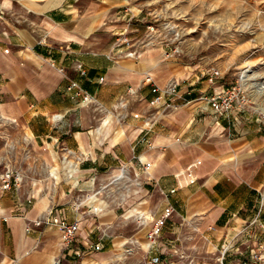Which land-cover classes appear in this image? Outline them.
<instances>
[{
  "label": "crops",
  "instance_id": "obj_1",
  "mask_svg": "<svg viewBox=\"0 0 264 264\" xmlns=\"http://www.w3.org/2000/svg\"><path fill=\"white\" fill-rule=\"evenodd\" d=\"M19 1L0 0V115L25 125L52 155L89 153L78 160L90 178L112 165L113 177L121 167L144 175L146 190L159 199L153 217L173 208L162 221L167 236L156 245L164 264L180 261L171 232L187 228L198 231L209 264L249 259L264 243V120L258 108L219 113L206 102H185L220 88L196 78L178 83L174 106L151 104L145 77L162 87L169 76L159 77L155 63L110 55L107 41L127 28L123 15L113 13L114 0H59L39 24L34 16L15 25L10 15ZM72 81L77 86L68 89ZM146 123L152 125L151 146L137 143ZM32 198L18 186L0 194V264H114L122 258L113 254L112 239L91 231L78 233L82 257L65 256L59 227L31 220L53 208L67 219L80 217L81 227L80 210L37 200V193ZM88 211L93 222H102L103 212ZM134 213L144 214L138 205L127 211ZM97 241L103 243L98 251ZM144 245L148 254L147 240Z\"/></svg>",
  "mask_w": 264,
  "mask_h": 264
},
{
  "label": "rangeland",
  "instance_id": "obj_2",
  "mask_svg": "<svg viewBox=\"0 0 264 264\" xmlns=\"http://www.w3.org/2000/svg\"><path fill=\"white\" fill-rule=\"evenodd\" d=\"M58 1L20 0L10 15L11 22L18 25L37 16L39 24L44 12L59 5ZM87 1L107 4L108 0ZM114 3L113 13L123 15L119 20L127 21V37L137 49L132 61L155 63L159 77L169 76L162 86L196 78L212 81L220 90L240 82L248 98L246 107L264 112V0H114ZM119 33L107 41L108 51L115 58L128 51L127 45L118 39ZM88 155L87 152L52 155L25 125L0 115V174L10 170L21 176L9 189L18 186L33 198L37 193V200L77 207L82 221L79 234L91 231L90 234L112 239L113 254L123 255L114 264H143L148 258L145 234L155 219L153 211L159 199L146 190L141 173L126 170L127 178L115 180L112 175L116 166L112 165L92 178L82 174L78 159ZM6 190L0 187V194ZM134 205L144 214H127ZM88 209L103 212L102 222H93ZM171 233L176 237L174 248L180 258L176 263L204 264L209 251L199 240L196 229ZM164 234L167 236L163 229L161 239ZM124 240L123 244H117Z\"/></svg>",
  "mask_w": 264,
  "mask_h": 264
},
{
  "label": "built area",
  "instance_id": "obj_3",
  "mask_svg": "<svg viewBox=\"0 0 264 264\" xmlns=\"http://www.w3.org/2000/svg\"><path fill=\"white\" fill-rule=\"evenodd\" d=\"M126 31L127 29H123L122 31H120V36L118 39H121V43L127 45L128 51L126 52V55L135 57L137 54V49L133 47V43H131L130 39H128ZM81 73H84V70H81ZM99 80H102V76L99 78ZM145 80L148 83H151V104L159 105L162 108H169L175 105L174 97L176 95L178 86V83H175L176 81L170 82L165 86L160 87L159 85L153 83L149 75L145 77ZM75 86H77L76 81H72L71 83H69L67 88L71 89ZM82 99L89 100V97L84 94ZM190 101L206 102L210 105L211 108L214 109V111L219 113H227L236 106L246 107V105L248 104L246 90L243 84L240 82L231 84L228 87L214 92H201L196 97L186 100L185 102ZM259 117L264 120V112L260 113ZM151 130L152 125L150 123H146L137 139V143L151 146ZM136 159L138 162H141V158L139 155L136 156ZM149 165V162H145L144 169H146ZM20 180L21 176L19 175V173L14 174L10 170L4 171L0 174V187L2 190L9 189L12 184H17ZM172 211L173 208L168 205L164 208L160 218L152 219V223L145 234V238L147 240V252L149 254L147 260L145 261V264H164L161 255L158 251H156V245L162 230V221L167 218ZM42 223L48 225H56L59 227L61 231L62 254H64L65 256H73L76 258H80L83 256L84 252L77 244V236L80 230V217L67 219L63 215H59L58 213H56L53 208H50L40 217L31 220V225H40ZM31 225L30 223L27 224V231L31 229ZM102 247L103 243L101 241H97L95 244H93V248L96 249V251H98V249H102ZM54 264H58V261ZM239 264H264V243L258 245V247L251 252L249 259L242 260Z\"/></svg>",
  "mask_w": 264,
  "mask_h": 264
},
{
  "label": "bare ground",
  "instance_id": "obj_4",
  "mask_svg": "<svg viewBox=\"0 0 264 264\" xmlns=\"http://www.w3.org/2000/svg\"><path fill=\"white\" fill-rule=\"evenodd\" d=\"M245 73H246V71L243 72V77H244ZM120 170H121V173L118 174L117 176H114V177H113L115 180H121V179H123L124 177H125V178L128 177V176L126 175V171L124 170L123 167H121Z\"/></svg>",
  "mask_w": 264,
  "mask_h": 264
}]
</instances>
